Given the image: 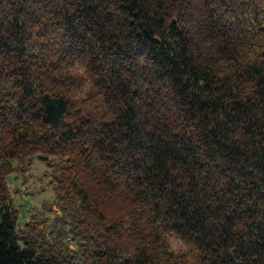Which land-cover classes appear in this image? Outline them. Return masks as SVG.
Returning <instances> with one entry per match:
<instances>
[{
	"label": "trees",
	"instance_id": "obj_1",
	"mask_svg": "<svg viewBox=\"0 0 264 264\" xmlns=\"http://www.w3.org/2000/svg\"><path fill=\"white\" fill-rule=\"evenodd\" d=\"M34 155L54 216L0 181V264H264V0H0V157Z\"/></svg>",
	"mask_w": 264,
	"mask_h": 264
},
{
	"label": "rangeland",
	"instance_id": "obj_2",
	"mask_svg": "<svg viewBox=\"0 0 264 264\" xmlns=\"http://www.w3.org/2000/svg\"><path fill=\"white\" fill-rule=\"evenodd\" d=\"M51 164L37 155L24 163L0 157V181L3 194L15 210L17 231L23 230L33 217L52 220L56 207L49 177Z\"/></svg>",
	"mask_w": 264,
	"mask_h": 264
}]
</instances>
